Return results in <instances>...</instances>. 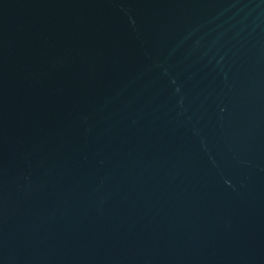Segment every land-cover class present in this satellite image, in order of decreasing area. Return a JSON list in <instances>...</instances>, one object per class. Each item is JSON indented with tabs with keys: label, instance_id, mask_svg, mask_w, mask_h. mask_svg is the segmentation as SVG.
<instances>
[{
	"label": "water",
	"instance_id": "water-1",
	"mask_svg": "<svg viewBox=\"0 0 264 264\" xmlns=\"http://www.w3.org/2000/svg\"><path fill=\"white\" fill-rule=\"evenodd\" d=\"M0 264H264V0H0Z\"/></svg>",
	"mask_w": 264,
	"mask_h": 264
}]
</instances>
